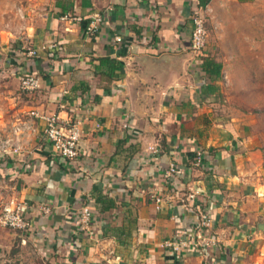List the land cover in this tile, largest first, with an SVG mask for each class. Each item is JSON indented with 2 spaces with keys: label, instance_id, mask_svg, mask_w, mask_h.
<instances>
[{
  "label": "crops",
  "instance_id": "1",
  "mask_svg": "<svg viewBox=\"0 0 264 264\" xmlns=\"http://www.w3.org/2000/svg\"><path fill=\"white\" fill-rule=\"evenodd\" d=\"M38 3L51 6L30 39L37 47L57 44L58 52L5 63L0 140L19 117L38 109L79 120L81 152L69 161L56 155L38 120L21 155L0 154V206L28 202L29 222L25 231L0 226V264H237L257 256L259 244L264 247L258 227L264 169L239 139L244 133L235 120L205 123L213 118L205 113L213 98L202 76L203 57L191 45L200 0ZM64 8L81 20L63 19L58 14ZM96 13L103 20L87 34ZM105 56L126 67L110 83L101 75ZM17 71L36 74L40 88L22 91ZM173 164L178 173L168 176ZM105 196L116 205L102 211L97 198ZM84 205L93 218L77 240L75 212ZM204 213L214 219L207 234L218 238L210 255L165 245L196 235Z\"/></svg>",
  "mask_w": 264,
  "mask_h": 264
},
{
  "label": "rangeland",
  "instance_id": "2",
  "mask_svg": "<svg viewBox=\"0 0 264 264\" xmlns=\"http://www.w3.org/2000/svg\"><path fill=\"white\" fill-rule=\"evenodd\" d=\"M39 1L0 0V77L7 60L12 58L15 63L16 57L29 56L30 49L42 46H34L30 32L51 4L40 8ZM209 2L212 10L206 14L208 37L204 51L222 62L223 76L210 94L212 102L206 103L205 113L213 118L207 117L205 123L235 120L244 133L239 139L248 144L255 154L254 162L264 169V0ZM16 74L22 91L30 94L36 90H23L21 76L25 73ZM244 157L249 160L246 152ZM259 219L264 221V211ZM256 252L257 256L239 258L237 264H264V247L259 244ZM219 255L227 258L222 248Z\"/></svg>",
  "mask_w": 264,
  "mask_h": 264
},
{
  "label": "built area",
  "instance_id": "3",
  "mask_svg": "<svg viewBox=\"0 0 264 264\" xmlns=\"http://www.w3.org/2000/svg\"><path fill=\"white\" fill-rule=\"evenodd\" d=\"M112 7H109V9ZM210 5L194 9L192 13L193 31L191 38L192 48L199 52L204 50L207 43L208 31L206 26V14L211 13ZM63 19L81 20L79 16L66 13ZM103 20L101 13H96L91 22L88 23L86 32L93 34L99 28ZM118 41L121 36L116 37ZM57 44H42L39 48L30 49L28 55L35 57L39 51H47L50 47H56ZM40 86V78L36 74L25 73L21 76V87L26 91H33ZM38 120L45 123L44 134L50 142L52 150L56 155L67 161L75 160L80 156V139L82 135L81 122L79 120L64 119L58 113L41 112L38 109H31L22 117H19L11 126L8 135L0 140V154L4 156L21 155L24 152V139L36 131ZM203 161V151L198 150L196 155V164L200 165ZM178 173V167L173 164L167 171L168 176H175ZM26 201H11L0 206V226L8 227L14 230H27L29 226L26 215ZM47 211L49 209H46ZM76 217L78 225L84 231H89L93 218V210L89 205H84L77 210ZM214 226V219L209 213L201 215L199 227L196 235L190 238L166 240L165 245L176 252H182L185 248L201 250L205 255H210L211 248L218 243L215 234H207L208 230ZM210 258H208L209 260ZM210 263V261H208ZM220 263V262H219ZM211 264V263H210ZM221 264V263H220Z\"/></svg>",
  "mask_w": 264,
  "mask_h": 264
},
{
  "label": "trees",
  "instance_id": "4",
  "mask_svg": "<svg viewBox=\"0 0 264 264\" xmlns=\"http://www.w3.org/2000/svg\"><path fill=\"white\" fill-rule=\"evenodd\" d=\"M210 0H200V8L205 7ZM61 11L58 15L64 14L68 11L66 8ZM57 47V46H56ZM58 52V49L55 47H50L48 49V54L50 57H54ZM200 55L203 57V61L201 64L202 76L205 82L208 84V88L210 89V93H212L216 88L217 80H220L223 76V64L220 61L209 56V53L201 50L199 51ZM100 65L105 67L106 69L102 71L101 75L108 80L110 83L113 79L120 78L121 75L126 73V67L123 61L117 59L113 56H105L100 58ZM97 202L102 204L101 210H107L116 205V200L110 196L99 197L97 198ZM77 230L76 234H74V238L78 240L84 233V230L81 226H76ZM82 234H81V233ZM118 237V234H115Z\"/></svg>",
  "mask_w": 264,
  "mask_h": 264
},
{
  "label": "water",
  "instance_id": "5",
  "mask_svg": "<svg viewBox=\"0 0 264 264\" xmlns=\"http://www.w3.org/2000/svg\"><path fill=\"white\" fill-rule=\"evenodd\" d=\"M258 227H259L260 230L264 231V221L259 222Z\"/></svg>",
  "mask_w": 264,
  "mask_h": 264
}]
</instances>
